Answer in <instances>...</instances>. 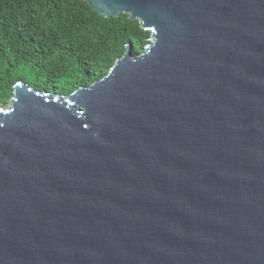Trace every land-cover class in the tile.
Segmentation results:
<instances>
[{
    "label": "water",
    "instance_id": "water-1",
    "mask_svg": "<svg viewBox=\"0 0 264 264\" xmlns=\"http://www.w3.org/2000/svg\"><path fill=\"white\" fill-rule=\"evenodd\" d=\"M83 1L149 41L0 104V264H264V0Z\"/></svg>",
    "mask_w": 264,
    "mask_h": 264
},
{
    "label": "trees",
    "instance_id": "trees-1",
    "mask_svg": "<svg viewBox=\"0 0 264 264\" xmlns=\"http://www.w3.org/2000/svg\"><path fill=\"white\" fill-rule=\"evenodd\" d=\"M149 37L128 15L106 19L83 0H0V104L17 82L62 95L88 86Z\"/></svg>",
    "mask_w": 264,
    "mask_h": 264
}]
</instances>
